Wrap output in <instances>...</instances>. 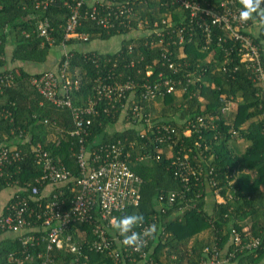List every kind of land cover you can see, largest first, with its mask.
<instances>
[{"label":"trees","instance_id":"trees-1","mask_svg":"<svg viewBox=\"0 0 264 264\" xmlns=\"http://www.w3.org/2000/svg\"><path fill=\"white\" fill-rule=\"evenodd\" d=\"M63 1L54 0L46 9H41L35 8L31 0H0V56L3 57L0 58V73L18 71L16 84L3 88L0 95V110L7 108L11 112L9 118L0 115V149L10 148V139L18 134L30 136L28 141L16 147L21 152L20 160L0 165V192L6 188L18 189L1 210L2 215L8 212L11 203L27 197V185L36 184L40 190L45 185L36 183L42 170L31 147L37 143L50 153L56 164H63L70 172L68 187L60 189V200L65 202L63 207H67L73 198V181L80 175L81 170L76 160L79 143L76 137L68 134L74 127L69 110L40 104L41 97L26 82V78L33 75L26 70L28 64H44L52 54V47L36 33V23L47 17L53 29L55 43L58 44L64 35L65 23L71 16L70 9ZM128 1V7L133 9L130 28L115 25L106 32L97 29L91 22L82 20V25L76 31L89 33L91 39L123 37L118 50L93 53L98 54L100 60H110L107 68L114 63L115 71L134 81L133 99L140 97L144 84H159L166 79H182L184 92L181 98L177 96V92L163 91L161 102L150 107L141 101V97L138 98L143 109L139 118H135L130 127L122 126L121 129L115 128L120 123L117 122L120 110L117 108L113 113L107 105L101 104L99 115L88 126L84 136L86 150L91 152L120 141L124 145V151L130 152L129 167L143 181L139 205L126 209L123 215L117 214V219L140 213L144 217L143 223L155 222L156 232L145 251L146 258L156 264H178L182 257L174 259L172 255L177 253L180 244L190 248L192 256L188 261L194 264L206 244L216 242L222 248L227 240H231L232 229L239 233L242 242H247L243 229L249 225L247 235L259 239L258 247L233 251L231 244L226 256L231 253L229 264H260L264 259V82L253 79V74L243 64H238V43L233 40L227 39L226 43L217 46L214 35L213 42L206 44L203 34L196 28L193 29L190 42L186 32L183 42H178L177 31L189 19L186 9L177 10L169 0ZM201 1L209 2L211 6L219 3L218 0ZM237 4L243 8L239 0ZM86 7L88 8L85 4L80 8V15L84 14ZM253 15L254 21L258 22L253 28L258 33H245L259 47L260 66L264 74V19ZM162 19L167 21L165 38L160 44L151 43L156 35L147 34L144 29L150 28L154 22L160 23ZM139 23L142 24L141 28ZM136 29L135 35L130 33ZM94 34L99 35V38H95ZM8 35L13 39L9 41L12 46L9 59L6 53ZM73 42L76 40L69 39L67 44L71 45ZM80 45L73 48L68 58L69 71L74 73L79 69L82 77L80 89L72 94L74 105L80 104V97L89 92V86L84 84L85 78L96 75L99 69L94 63L87 61V51ZM202 47L207 49L203 50ZM226 51L229 52L228 55ZM210 52L212 56L209 58ZM226 57L228 65H224ZM9 61H20L24 65L5 68ZM170 64L179 65V70L175 73L169 68ZM46 70L33 73L39 75ZM190 79L198 80L191 84L188 82ZM221 95L225 98L221 99ZM226 101L235 105L228 113L222 112ZM131 102L132 100L130 104ZM148 113L151 115L150 128L144 123V114L146 116ZM44 118L55 121L63 134L58 135L47 124H43ZM170 129L174 132L171 133ZM187 129H191V132L185 135ZM233 131L236 132L235 135ZM51 132L54 133V138L49 139L47 134ZM141 134L143 138L140 137ZM131 141L134 142L133 147H129ZM240 141H247L248 145L239 153L235 145ZM145 152L150 155L149 158L135 160ZM180 161L193 167L195 172L187 174L188 169L179 165ZM183 174V177L189 176L186 197L194 199L195 206L183 214L172 216L181 201L177 198L172 205L157 209L155 201L158 194L185 190L184 178L181 176ZM196 193L199 196L195 198ZM215 194H219L224 201H216ZM38 224L33 216L31 225ZM80 228L85 230L83 238L71 231L77 247L75 252L52 251L50 257L62 264H115L110 256L90 248V243L95 238L93 226L85 224ZM205 231H209L211 238H198ZM107 236L118 240L122 238L114 227L107 230ZM193 238L195 240L190 244ZM38 251L44 253L45 245L40 243L24 248L17 239H5L0 241V264H7L8 254L23 258L28 253L36 255ZM119 253L122 254L121 251ZM133 253L134 257L122 255L124 263L147 264L140 258L135 263L132 262L131 258L138 257L137 253Z\"/></svg>","mask_w":264,"mask_h":264},{"label":"built area","instance_id":"built-area-1","mask_svg":"<svg viewBox=\"0 0 264 264\" xmlns=\"http://www.w3.org/2000/svg\"><path fill=\"white\" fill-rule=\"evenodd\" d=\"M31 1L35 8L41 9H46L54 2V0ZM218 1L217 6H211L209 2H202L201 0H169V3L175 5L177 10L179 8L186 9L189 15L188 21L181 24L178 31L176 29L178 42H183L185 32L190 42L193 29L196 28L203 34L206 44L213 42L214 35L217 46L226 43L227 39L233 40L238 43L236 48L238 64H243L253 74V79L264 82V74L260 66L259 47L253 42L252 37L245 33L251 32L257 35L258 31H255L253 25H257L258 22L249 20L245 23L240 20L242 8L237 4V0ZM63 4L70 9L71 16L68 17L65 23V32L58 44L55 43V37L52 34L53 29L47 17L37 21L35 30L38 36L42 37L49 46L60 48L61 55H59L60 57L57 59L54 69L46 70L39 73V75L32 73L33 75L26 78V82L47 105L69 110L74 127L68 134L78 140L79 150L76 160L81 171L80 175L73 181L71 188L74 191L73 198L67 207H63L65 202L63 199L60 200L62 196L60 189L68 187V182L71 180L70 172L63 164H56L50 153L42 149L40 143L33 146L32 152L42 170L40 177L36 179V183H45V185L42 190L36 184L27 185V197L11 203L5 215L0 212V229L2 232L15 233V239L20 241L24 248L28 245L34 247L42 243L45 245V251L44 253L38 251L36 255L28 253L23 258L8 254L6 262L7 264H62L50 257L51 252L60 250L75 252L77 247L74 245V235L71 234V231H74L78 237L83 238L85 230L80 226L89 224L93 226L92 231L95 235L90 243V248L93 251L105 253L114 260L115 264H126L122 255H126L127 258L129 256L134 257L133 252L137 253L138 257L131 258L132 262L135 263L137 258H140L141 261L147 264H156L153 260L146 258L145 251L153 236L143 235L150 226L155 225V222L143 223L133 229L142 238V246L138 249L126 245L124 236L120 240L111 239L107 236V230L113 227V221L117 220V214L123 215L126 209L137 207L140 202V189L143 181L129 167L130 152L124 151V145L120 141L101 146L89 152L84 146V136L87 134V128L93 118L99 115L101 104L107 105L113 113L118 108L120 112L117 122H120L124 128L130 127L134 124L133 120L139 118L140 112L143 110L138 98L141 97V101L145 102L147 107H150L162 100L163 91L166 93L177 92V96L181 97L184 92L183 81L182 79H166L159 84H144L140 97L133 99L135 96L134 81L129 77H124L121 72L115 71L116 64L114 63L107 68L110 60L106 58L100 60L98 54L93 53L96 50H86L87 61L94 63L95 67H99V69L96 75L85 78L84 84L87 87L89 86V92L87 95L80 97V104L74 105L72 94L80 89L82 77L79 75V69H76L74 73L69 71L68 58L73 48L79 44H88L92 40H100L91 39L89 33L77 32L76 29L82 25L83 21H89L97 29L106 30V32L114 28L115 25L122 26L121 28H130L133 9L128 7V0L119 2L112 0H64ZM85 4L88 8L86 7L84 14L80 15V8ZM166 23L167 21L162 19L160 23L154 22L150 28L144 29L147 34L155 33L156 37L150 41L151 43H162L163 38H165ZM192 24L196 26L194 27ZM138 26L141 28L142 24L139 23ZM136 31L137 29L130 33L135 35ZM93 36L99 38L97 34ZM120 37L122 40L123 37ZM69 39L76 40V42L71 45L67 44ZM202 49L207 48L202 47ZM228 53L226 51L227 55ZM208 55L210 58L212 53L210 52ZM0 58L3 57L0 56ZM63 58L64 60H62ZM227 58H225L224 65L229 64ZM178 66L170 64L169 68L176 73L179 70ZM17 75L18 71L13 72L12 70L0 73V95L3 88L16 84L15 78ZM197 80L190 79L188 82L193 84ZM223 98L225 97L221 95V99ZM231 107H235L234 103L226 101V106L222 109V112L228 113ZM0 115L9 118L11 112L7 108H3L0 110ZM150 117L149 113L146 116L144 114V123L147 128H150ZM42 123L47 124L56 134H63V130L58 127L55 121L44 118ZM141 129L144 128L141 127ZM170 130L171 133L174 132L173 129ZM190 132L191 129H187L184 134L188 135ZM232 133L236 134L235 131ZM22 136V134H18L16 137L20 138ZM140 137L143 138V134ZM129 143V147H133L134 142ZM149 157L150 155L145 152L135 160L142 161ZM21 158V152L16 148L3 147L0 149V165L3 163L12 164ZM179 165L188 169L187 174L195 172L193 167L187 166L183 161H180ZM0 175H2V171H0ZM181 176L183 177L184 174ZM183 178L185 190H172L158 194L155 201L157 209L172 205L177 198L181 201L178 202L179 207L171 214L172 216L183 214L186 210L195 206L194 199L186 197L185 193L189 190L187 187L189 176ZM46 187L49 188L47 192L44 191ZM207 187L209 188V186ZM17 190V188L14 189L10 198L15 196ZM198 196L197 193L194 195L195 198ZM214 199L218 202L224 201L219 194H215ZM33 216L39 222L38 225H31ZM243 232H246L247 242H242L239 233L232 229L229 242H226L222 248L216 242L206 244L194 264H229L231 253L228 256L226 255L231 244H233V251L238 248L239 250L242 248L250 250L257 248L260 244L259 239L247 235L246 228L243 229ZM36 233H39V235H36ZM128 235H131V233ZM178 256L182 257V260H179L183 262L182 264H191L188 260L192 254L187 245H178L177 253L172 255V258L176 259Z\"/></svg>","mask_w":264,"mask_h":264},{"label":"crops","instance_id":"crops-1","mask_svg":"<svg viewBox=\"0 0 264 264\" xmlns=\"http://www.w3.org/2000/svg\"><path fill=\"white\" fill-rule=\"evenodd\" d=\"M120 40L121 38L119 37V39L117 40H114V38H111V39H108V40H105V41H102V40H96L97 43H88V44H81L80 46L84 49V50H96V51H99V52H104V51H108V50H113V51H116L119 47V44H120ZM9 41H13L12 37L10 35H8V44L6 45V53H7V57L9 59L10 57V52L12 50V46L11 44L9 43ZM111 41V42H110ZM51 53L50 56H49V59H47V62L44 63V64H40V65H33V64H28L26 70L29 71V72H36V71H39V70H51V69H54V66L56 64V61L57 59L60 57L59 55H61V51H60V48H52L51 49ZM22 66L24 65V63L20 62V61H15L14 63L13 62H7L6 67H11V66ZM161 102V100H159L158 102H156L155 104L153 105H156V104H159ZM40 104L42 105H47L45 103V101L41 98L40 100ZM121 124V123H119ZM48 138L49 139H52L54 138V133L51 132V133H48ZM30 138L29 135H27L26 137H15V138H11L10 141H9V145H10V148H16L17 146L21 145V144H24L26 141H28V139ZM240 143V142H238ZM235 145V149H237V151L240 153L243 151L244 147H246L248 145V143H245L243 144L242 146V149H238L236 148L237 147V144ZM33 148V146L31 147ZM32 150V149H31ZM49 190L48 187L45 188V192H47ZM3 191V190H2ZM2 191L0 192V212L1 210L3 209V207L7 204L8 200L10 199V196H11V193L8 194V196H5V195H2ZM263 194H264V190H263ZM248 226L244 227V228H248ZM15 236L16 234L13 233V232H0V241H3L5 239H15ZM211 238V235L209 233V231H205V232H202L198 238H200L201 240H207L208 238ZM195 239H191V241L189 242L190 244L194 241ZM227 242H229V240H227ZM182 260V259H181ZM262 262H264V259L260 262V264H262ZM183 262H180L179 261V264H182Z\"/></svg>","mask_w":264,"mask_h":264},{"label":"clouds","instance_id":"clouds-1","mask_svg":"<svg viewBox=\"0 0 264 264\" xmlns=\"http://www.w3.org/2000/svg\"><path fill=\"white\" fill-rule=\"evenodd\" d=\"M243 6L240 11V20L242 22H248L254 20L256 14L260 18L264 19V0H239ZM144 217L140 213H133L122 216L120 219L113 221V227L119 232L121 236H124V243L129 246H133L134 249H138L142 246V238L139 233L133 231L135 227L143 224ZM156 232V226H150L145 232L144 236L151 237ZM131 233V235H128Z\"/></svg>","mask_w":264,"mask_h":264},{"label":"rangeland","instance_id":"rangeland-1","mask_svg":"<svg viewBox=\"0 0 264 264\" xmlns=\"http://www.w3.org/2000/svg\"><path fill=\"white\" fill-rule=\"evenodd\" d=\"M117 39H119V37H115L114 38V40H117ZM103 41H105V40H103ZM92 43H97V41L96 40H92L91 41ZM111 42V41H110ZM115 128H122V125L121 124H117V125H115ZM245 143H247V141H240V143H238L237 144V147L236 148H238V149H242V146H243V144H245ZM14 187L13 188H10V189H8V188H6V189H4L3 191H2V195H5V196H8V194L9 193H12L13 191H14Z\"/></svg>","mask_w":264,"mask_h":264}]
</instances>
